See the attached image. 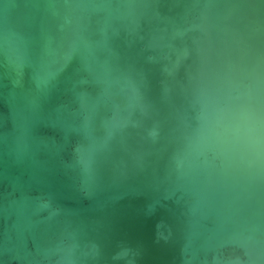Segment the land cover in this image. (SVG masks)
Returning <instances> with one entry per match:
<instances>
[{
  "label": "water",
  "instance_id": "1",
  "mask_svg": "<svg viewBox=\"0 0 264 264\" xmlns=\"http://www.w3.org/2000/svg\"><path fill=\"white\" fill-rule=\"evenodd\" d=\"M0 264H264V0H0Z\"/></svg>",
  "mask_w": 264,
  "mask_h": 264
}]
</instances>
